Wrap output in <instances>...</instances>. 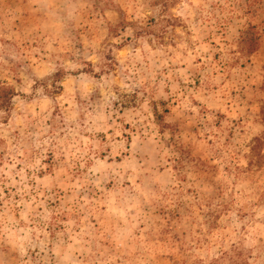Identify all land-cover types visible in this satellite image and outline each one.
<instances>
[{
  "label": "rangeland",
  "instance_id": "rangeland-1",
  "mask_svg": "<svg viewBox=\"0 0 264 264\" xmlns=\"http://www.w3.org/2000/svg\"><path fill=\"white\" fill-rule=\"evenodd\" d=\"M0 88V264H264V0H0Z\"/></svg>",
  "mask_w": 264,
  "mask_h": 264
},
{
  "label": "trees",
  "instance_id": "trees-1",
  "mask_svg": "<svg viewBox=\"0 0 264 264\" xmlns=\"http://www.w3.org/2000/svg\"><path fill=\"white\" fill-rule=\"evenodd\" d=\"M243 41L247 38V36H251L252 38H249V43L247 45L249 53H253L258 48V42L253 38L255 35L251 32L249 29L248 31L243 33ZM15 96V92L13 90H8L5 88H0V107L4 108L6 110L9 109L12 103V99Z\"/></svg>",
  "mask_w": 264,
  "mask_h": 264
}]
</instances>
